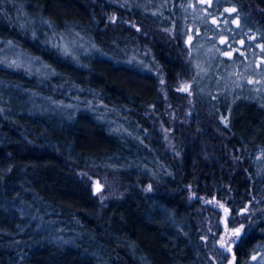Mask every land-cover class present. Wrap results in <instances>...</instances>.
<instances>
[{
	"label": "trees",
	"instance_id": "trees-1",
	"mask_svg": "<svg viewBox=\"0 0 264 264\" xmlns=\"http://www.w3.org/2000/svg\"><path fill=\"white\" fill-rule=\"evenodd\" d=\"M225 1L264 42V0ZM22 2L59 27L90 26L104 55L76 62L14 0H0V40L51 69L0 61V264H264L252 257L264 243V109L250 98L260 116L243 129L232 115L243 94L198 89L185 0ZM115 34L147 44L164 82L102 39ZM21 89L85 108L69 118L34 112L11 101ZM95 105L131 133L111 128ZM106 172L123 191L103 203L92 183Z\"/></svg>",
	"mask_w": 264,
	"mask_h": 264
},
{
	"label": "rangeland",
	"instance_id": "rangeland-1",
	"mask_svg": "<svg viewBox=\"0 0 264 264\" xmlns=\"http://www.w3.org/2000/svg\"><path fill=\"white\" fill-rule=\"evenodd\" d=\"M14 1L17 6H21V8L17 7L20 17L32 24L44 41L48 40L61 48L76 62L87 64L90 60L104 55L95 42L90 26L85 28L84 26L59 27L32 5L25 7L26 4L22 0ZM116 1L123 5L132 4L134 1L141 7L148 3L161 5L164 2V0ZM228 3L225 0H185L186 6L182 7L181 11L189 17L184 35L188 52L193 58L198 74V89L203 91L207 88L208 95H213V93L217 95L216 91L224 92L226 96L243 94L242 97L234 100L232 115L238 126L245 129L251 127L253 121L260 116L256 104L251 99L258 101L259 106L264 109V42L258 38L255 31H251V26L241 16L233 14L236 9ZM231 9L235 11H230ZM188 29L195 31V38ZM102 39L114 52L129 55L139 62L142 61L143 67L150 65L159 73L161 82H164L161 67L156 63L155 55L147 44L133 43L125 37L121 38L118 34L102 36ZM0 61L10 67L36 70L43 76L51 70L37 56L7 40H0ZM180 88L185 93L190 91V85L186 83ZM17 93L20 96L14 95L15 99L11 101L25 103L27 107H24L34 112L69 118L76 116L77 112L85 108L84 105L77 106L73 101L63 98L56 99L53 96L31 90L21 89L17 90ZM92 109L95 115H98L111 128L131 133L132 128L127 125L126 121L112 119L110 109L97 105ZM116 116L121 115L116 113ZM173 116L177 118V114ZM171 123L173 124L172 121ZM164 126L162 123L161 127ZM162 129H166L165 140L169 145L173 144L174 137L171 129ZM92 190L103 203H108L110 199L121 196L123 191L119 182L112 180L107 172L93 181ZM65 241L67 242V239ZM252 257L253 259L255 257L256 261H264V243L258 244Z\"/></svg>",
	"mask_w": 264,
	"mask_h": 264
},
{
	"label": "snow or ice",
	"instance_id": "snow-or-ice-1",
	"mask_svg": "<svg viewBox=\"0 0 264 264\" xmlns=\"http://www.w3.org/2000/svg\"><path fill=\"white\" fill-rule=\"evenodd\" d=\"M230 11H235V9H231ZM186 90V89H184ZM240 229H234V234L239 235ZM255 259V257H254Z\"/></svg>",
	"mask_w": 264,
	"mask_h": 264
}]
</instances>
